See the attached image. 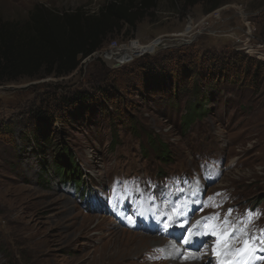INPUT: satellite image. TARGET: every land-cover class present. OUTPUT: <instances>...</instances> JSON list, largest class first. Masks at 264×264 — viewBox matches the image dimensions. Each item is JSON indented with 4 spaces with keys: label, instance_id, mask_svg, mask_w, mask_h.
I'll return each mask as SVG.
<instances>
[{
    "label": "rangeland",
    "instance_id": "374dc122",
    "mask_svg": "<svg viewBox=\"0 0 264 264\" xmlns=\"http://www.w3.org/2000/svg\"><path fill=\"white\" fill-rule=\"evenodd\" d=\"M113 1L140 0H0V24ZM153 3L74 72L0 84V264H171L124 248L142 236L202 264H264V0ZM131 38L172 41L115 68L100 57ZM195 99L206 114L183 129Z\"/></svg>",
    "mask_w": 264,
    "mask_h": 264
},
{
    "label": "trees",
    "instance_id": "16d2710c",
    "mask_svg": "<svg viewBox=\"0 0 264 264\" xmlns=\"http://www.w3.org/2000/svg\"><path fill=\"white\" fill-rule=\"evenodd\" d=\"M199 1L205 0H186V3L189 6ZM154 7L153 0L127 4L113 1L101 7L98 14L83 11L59 14L36 6L25 24L1 23L0 84L21 76L70 74L84 59L93 57L110 34L122 31L124 25L136 30L138 22ZM203 107L197 100L193 106L189 105L181 120L183 129L206 114ZM162 153L166 155L168 151L162 149ZM58 161L59 173L65 174V157H59ZM70 166L72 179L78 178L79 167L73 161Z\"/></svg>",
    "mask_w": 264,
    "mask_h": 264
},
{
    "label": "built area",
    "instance_id": "2783aa9c",
    "mask_svg": "<svg viewBox=\"0 0 264 264\" xmlns=\"http://www.w3.org/2000/svg\"><path fill=\"white\" fill-rule=\"evenodd\" d=\"M213 18H209L207 19L204 24L203 27L208 29V26L211 24ZM200 28L198 29V32H200L201 30H203L204 28ZM159 40V41H158ZM156 41H158V43L156 44V47L150 51L147 48V46H149V44L155 43ZM172 41V39L170 38L168 39H156L154 41H152L151 43H142L139 39L137 38H131L126 42H121L118 39L113 40L111 43H109L107 45V47H105L102 52L100 53V57L105 60L110 66H113V68L118 67L126 62H129L137 57L143 56L145 54H155V49L157 48H161V47H166L167 43ZM187 44V42L185 43ZM256 49H248V53H255L258 54V57H261V55L259 56V52L256 51ZM162 50V49H161ZM160 51V50H159ZM126 55L129 56V59L127 58V60H121L122 56Z\"/></svg>",
    "mask_w": 264,
    "mask_h": 264
},
{
    "label": "bare ground",
    "instance_id": "6f19581e",
    "mask_svg": "<svg viewBox=\"0 0 264 264\" xmlns=\"http://www.w3.org/2000/svg\"><path fill=\"white\" fill-rule=\"evenodd\" d=\"M103 219H102L101 223L103 222ZM106 221H107V219H106ZM99 224H100V222H99ZM101 225H103V224H101ZM126 239L129 242L131 241V243L125 244V246H124V248L127 246L128 250L130 248V245L133 244L135 251L137 250V251L140 252L141 249H143V248L145 249L146 248L145 244H150V247H148V249L151 250V252L155 251L159 247V248H161L163 254H165V253L169 254L170 253L172 255L171 256L172 257L171 261H169L171 264H202L201 262L200 263L198 262L199 260H190V259H186L185 257L182 258L181 254H179L182 251V249H183L180 246V244L178 246L177 245L178 243H177L175 247H171V242L167 241L164 238L153 239V238L148 237V236H142V237H139V238L138 237H136V238L129 237V238H126ZM128 250H127V252H128ZM115 253H116V251H115ZM119 255H122V254H113L112 260L115 259V262H117V259L119 258ZM128 255H129V257H128ZM128 255H123V258L124 259L126 258L129 261L130 255H132L131 250H130V254H128ZM126 259H125V261H126Z\"/></svg>",
    "mask_w": 264,
    "mask_h": 264
},
{
    "label": "water",
    "instance_id": "95a60500",
    "mask_svg": "<svg viewBox=\"0 0 264 264\" xmlns=\"http://www.w3.org/2000/svg\"><path fill=\"white\" fill-rule=\"evenodd\" d=\"M161 49H164V47H161V48H157V49H155V52H157V51H159V50H161Z\"/></svg>",
    "mask_w": 264,
    "mask_h": 264
}]
</instances>
